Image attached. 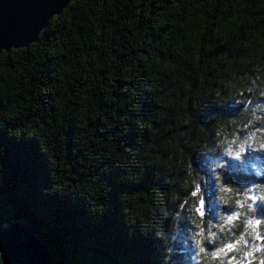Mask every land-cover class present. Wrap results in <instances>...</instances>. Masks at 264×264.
I'll list each match as a JSON object with an SVG mask.
<instances>
[{
    "label": "trees",
    "instance_id": "1",
    "mask_svg": "<svg viewBox=\"0 0 264 264\" xmlns=\"http://www.w3.org/2000/svg\"><path fill=\"white\" fill-rule=\"evenodd\" d=\"M262 144L264 0H76L0 55V228L54 264H262Z\"/></svg>",
    "mask_w": 264,
    "mask_h": 264
},
{
    "label": "water",
    "instance_id": "2",
    "mask_svg": "<svg viewBox=\"0 0 264 264\" xmlns=\"http://www.w3.org/2000/svg\"><path fill=\"white\" fill-rule=\"evenodd\" d=\"M76 0H0V55L35 44ZM2 264H54L50 251L23 224L0 228Z\"/></svg>",
    "mask_w": 264,
    "mask_h": 264
},
{
    "label": "snow or ice",
    "instance_id": "3",
    "mask_svg": "<svg viewBox=\"0 0 264 264\" xmlns=\"http://www.w3.org/2000/svg\"><path fill=\"white\" fill-rule=\"evenodd\" d=\"M261 147H264V144H262L261 145ZM233 219V217H229V221H231ZM249 223H251V221H249ZM259 223V221H257V224ZM257 238H259V234H257ZM227 248L229 249V250H231V249H233V245L232 244H228L227 245ZM256 250H259V248H257ZM222 251H223V249H222ZM251 253H248V255H250ZM218 255V254H217ZM233 259H235V257H233ZM229 264H231V262H229ZM262 264H264V262H262Z\"/></svg>",
    "mask_w": 264,
    "mask_h": 264
}]
</instances>
